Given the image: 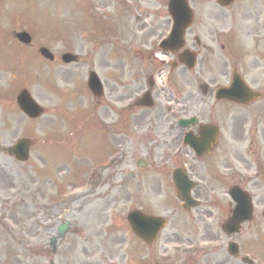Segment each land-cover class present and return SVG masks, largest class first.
I'll use <instances>...</instances> for the list:
<instances>
[{
	"label": "rangeland",
	"instance_id": "obj_1",
	"mask_svg": "<svg viewBox=\"0 0 264 264\" xmlns=\"http://www.w3.org/2000/svg\"><path fill=\"white\" fill-rule=\"evenodd\" d=\"M91 1L92 11L102 16L97 20L89 5L85 9L90 0H0V144L10 146L21 138L32 141L26 163L0 154V264H130L131 256L138 254L142 245L129 230L127 212L132 207L158 216L172 212L168 208L174 203L170 201L172 190L163 180L164 172L152 166L158 160L153 157L155 143L137 142L134 134L137 145L127 147L118 165L115 162L104 171L101 163L116 157L118 150L125 153L113 142L114 133L119 137L122 133L112 126L114 116L100 112L111 122L113 132L105 129L109 140L106 135L102 140L99 137V127L91 119L100 123L102 119L97 118L91 96L80 88L83 60L82 65L66 66L61 61L48 63L38 54V48L45 46L57 55L71 51L87 56L96 34H167L171 27L167 0H129L124 7L117 0ZM189 1L197 17L188 34H211L212 30L217 34L222 28L230 29L228 20L223 23L219 19L227 11L208 0ZM260 4L264 0H239L231 11L240 15L249 9L254 17L236 34H264V6ZM105 20L109 25L97 29L98 22ZM236 21L241 24L239 18ZM92 27L97 30L92 32ZM21 30L31 34L30 46L15 40L13 32ZM95 63L102 67L103 62ZM246 72L256 81L257 74L248 68ZM262 78L264 84V70ZM21 88L28 89L44 108L39 119L30 121L17 109L15 96ZM256 105L255 111L263 112L264 117V100ZM230 112L231 116L241 114L237 109ZM257 116L264 128L261 113ZM236 128L238 133L241 128L238 124ZM259 128L256 126L254 132L256 146L264 142V131ZM61 129L67 134H61ZM240 151L241 146L236 153ZM137 157L146 158L149 167L137 170ZM130 172L136 175L132 179ZM138 183L141 188H137ZM76 188L84 190L85 196L78 204L70 203L68 196ZM65 210L69 213L63 220L71 222V227L52 254L49 241L56 235L58 217ZM260 239L264 264V234Z\"/></svg>",
	"mask_w": 264,
	"mask_h": 264
},
{
	"label": "flooded vegetation",
	"instance_id": "obj_2",
	"mask_svg": "<svg viewBox=\"0 0 264 264\" xmlns=\"http://www.w3.org/2000/svg\"><path fill=\"white\" fill-rule=\"evenodd\" d=\"M252 15L253 12L246 9V12H242L240 15L234 11L221 14L219 19L223 23L227 22L226 20L236 23L238 18L242 22H251L254 17ZM213 18L214 21L215 16ZM110 35L114 40L115 34H103V39L97 48L96 60L104 64L102 67L98 65L97 67L100 70H108L111 74L103 82L104 93L95 100V104L100 110L99 112L114 114L112 126L116 132L119 130L120 124L122 125V136L114 139L119 148L128 147L130 143L133 144L132 140L128 141L126 138L128 130H142L145 127L148 111L136 106L134 97L146 92L151 95L153 108L156 109L158 105L165 103L172 105L166 111L163 110V107L159 111L164 118L168 116L169 119L176 122L178 115L182 116V114L193 112V115L201 118L202 121H205L207 117L208 121L201 122V124L214 126L218 125L217 123L223 124L220 129L224 128L226 134L224 137L222 133L218 132L217 143L208 155L207 168L211 182L207 183V186L197 184L192 190V196L200 202V207L194 209L192 225L185 233L187 239H184L177 231L165 234L159 247L155 249V254H152L151 248L146 249L141 264H247L248 247L252 245L240 237L242 231L234 236V242L238 248L237 253L231 255L228 248L230 239L216 230L229 216V213L222 215L221 212H224L226 208L230 211L232 208V202L228 195L230 187L239 186L242 188L246 185L240 174L238 175L235 171L226 175L225 177L228 178L225 181L218 182L216 185L212 184L215 167L217 165L222 168L228 167L221 162L222 150L226 149L233 135L236 134L231 129V119L228 118L231 104L225 100H217L216 91L229 85L230 64H233L231 69L236 72H238L236 68L239 66L244 72L247 70L246 67L257 66V62H260L264 55L262 40L258 34L235 36L232 31L225 34H192L193 37L187 38L185 44L186 48H191L197 55L196 82L191 83L184 79L185 68L180 64L182 50L167 52L162 50L159 45L167 34H126V46L124 45L121 49L128 56V69H130L131 77L122 85L118 82V68L119 64L122 66L124 64L119 63L118 59H113L114 56L111 58L102 56L103 51L106 50V38ZM112 71L115 72V79ZM206 79L207 82H204ZM119 106H122L120 110H118ZM170 125L171 137L178 136L179 141L177 140L178 142L175 141L163 149V155H166L165 160L172 164L171 167H184L191 179L201 183L202 171L200 169L195 170L192 168V164L180 156L177 159L173 155H168V150L172 151L177 145L180 146L185 133L179 126L175 127L174 122H171ZM197 126L200 127V125ZM198 127H193L189 131L196 133ZM179 130L181 133H178ZM171 157L174 159L172 160ZM164 171H169V167H165ZM229 177L234 179L231 186ZM252 198L256 197L253 195ZM169 247H174L173 255L167 256L166 251Z\"/></svg>",
	"mask_w": 264,
	"mask_h": 264
},
{
	"label": "water",
	"instance_id": "obj_3",
	"mask_svg": "<svg viewBox=\"0 0 264 264\" xmlns=\"http://www.w3.org/2000/svg\"><path fill=\"white\" fill-rule=\"evenodd\" d=\"M169 12L174 20V27L171 34H183L185 28L190 25L192 19V14L187 6L186 0H170ZM16 37L24 44H29L31 41L30 36L24 32L17 34ZM40 53L45 58L52 59V56L46 49H41ZM70 59H73V57L67 55L65 61L68 62ZM17 103L20 109L31 118L38 117L42 113V109L32 100L29 93L25 90L19 92ZM28 148L29 143L22 140L13 148V152L18 159L24 161L28 157ZM128 219L135 232L145 239H148L149 237L153 238L156 228L159 225L154 219L143 217L137 213L129 215ZM136 220L137 224H134L133 221ZM66 229L67 226L62 228L61 235L64 234ZM52 245H54V241L52 242Z\"/></svg>",
	"mask_w": 264,
	"mask_h": 264
},
{
	"label": "bare ground",
	"instance_id": "obj_4",
	"mask_svg": "<svg viewBox=\"0 0 264 264\" xmlns=\"http://www.w3.org/2000/svg\"><path fill=\"white\" fill-rule=\"evenodd\" d=\"M76 201H78V200H75V202H76ZM75 202H74V203H75Z\"/></svg>",
	"mask_w": 264,
	"mask_h": 264
}]
</instances>
